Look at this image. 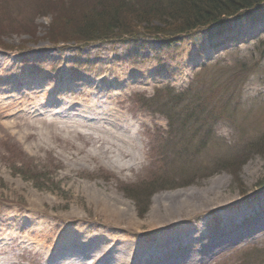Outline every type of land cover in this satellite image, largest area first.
<instances>
[{
    "label": "rangeland",
    "instance_id": "rangeland-1",
    "mask_svg": "<svg viewBox=\"0 0 264 264\" xmlns=\"http://www.w3.org/2000/svg\"><path fill=\"white\" fill-rule=\"evenodd\" d=\"M29 2H35L40 9ZM42 2L45 0H0V62L9 55L15 60L16 75L21 69L44 73L47 77L40 78L39 83L49 84H42V89L53 88L60 101L52 100L50 105L39 108L35 102L40 97L20 99L22 90L0 92V263L44 262L34 250H23L20 242L25 234L40 228L54 229V235H58L64 231V217L74 212L94 220L91 197L123 201L136 221L145 223L157 197L189 195L196 200L202 193L210 199L216 197L217 203H228L185 218L183 223L199 225L209 214L207 223L215 238H232L247 228L252 230L251 224L264 213V187L259 186L264 181V147L262 154L249 157L237 173L216 170L212 165L216 159L244 148L247 142L264 139V4L228 18L221 28L214 25L193 30L169 46L164 37L158 36L143 45L123 40L56 44L47 38L52 19L56 17V24L69 21L68 25L62 22L67 28L76 27L80 13L87 9L70 7L60 16L52 15L41 10ZM258 48L261 52L256 51L250 63L259 61L260 65L246 71L248 78L242 92L236 95L237 100L241 98L233 118L216 128L218 141L207 143L197 153L191 152V161L187 155L179 157L181 150L192 143L184 141L175 127L171 145H166L168 133H172L168 132V120L152 106L157 107L167 95L163 91L156 101L152 98L166 86L182 90L192 84L210 83ZM1 72H5L0 70L4 78ZM122 73L129 75L131 87H117L116 75ZM77 77H82L92 91L96 86L115 87L109 93L118 96L109 100L128 118L131 134L142 151L130 169L101 156L95 146L85 141L87 129L77 120L87 121L70 116L73 111L66 109L64 99L76 94L77 88L69 91V86L78 81ZM141 79L144 84L137 82ZM23 84L22 81L18 87ZM77 129L83 133L79 135ZM98 134L105 136L103 132ZM199 141L204 143V138ZM136 197L141 201L139 205ZM146 203L148 207L143 211ZM236 212L248 216L244 219L240 214L230 219ZM141 230L135 236L143 241L142 246L154 242L159 234L147 226ZM258 230L255 237L249 235L239 244L228 245L207 262L194 261L199 244L189 243L171 251L159 247L151 257L141 256L144 259L137 264H264V230ZM8 234L15 237L9 240ZM3 236L8 240L1 243ZM101 260L102 256L94 264ZM102 264L110 263L105 260Z\"/></svg>",
    "mask_w": 264,
    "mask_h": 264
},
{
    "label": "bare ground",
    "instance_id": "bare-ground-1",
    "mask_svg": "<svg viewBox=\"0 0 264 264\" xmlns=\"http://www.w3.org/2000/svg\"><path fill=\"white\" fill-rule=\"evenodd\" d=\"M13 61L15 60L9 55L1 59L0 70L5 73L1 72V76L4 75V78L0 77V92L11 93L13 90H22L20 99L40 97V100L37 98V101H34L35 105H39V108L50 105L49 101L52 100L60 102L55 97L53 88L42 89L41 85L48 83L45 81L39 83L40 78L47 77L44 73L40 75L21 69L20 73L16 75ZM128 76L123 73L116 75L118 88L131 87L132 80ZM83 80L82 77H77L75 80L77 82L69 86V91L77 89L75 90L76 94L72 93L64 99L66 109L73 111L70 113L71 117L75 116L87 121V123H83L76 119L83 128L87 129L83 134L87 143L95 146L104 158L117 160L123 163L122 168L130 169L135 162L139 161L142 151L137 146L135 136L131 134L132 125L128 123V118L109 100L112 96H118V94L109 93L115 87L100 89L96 86V91H92L88 85H84ZM22 81L24 82L23 86L18 87ZM137 82L144 84L142 79ZM28 89L29 91H27ZM102 105L108 106L105 109L102 108ZM98 131L105 134L104 138L99 134L96 135ZM76 133L80 135L83 132L77 129ZM201 194L199 193L200 197L196 200L195 197L189 195L157 197L154 201V209L145 223L136 221L134 214L123 201L91 197L89 203L94 207L96 216L93 218L94 220L84 219V215L77 212L70 213L62 220L64 231L60 234L54 235V229L44 231L40 228H33L31 232L25 234L24 240L20 244L23 245L24 251L30 248L39 254L40 258L44 260L40 264H94L95 260L101 256L102 260L99 264L105 260L110 264L115 262H117L115 264H137L144 257H151L153 251L159 247L171 251L178 249L181 245L198 243L199 246L194 250V261L207 262L228 245L239 244L246 240L247 236L254 235L258 228H261L258 231L264 230V213L256 217V221L251 224L252 230L247 228L235 233L232 238L230 236L215 238L209 230V223H207L209 214L205 215L199 225L191 226L190 222L183 223L185 218L212 211L216 206H224L228 203H217L216 197L210 199L209 196L205 197V194ZM240 214L244 216V219L248 216V213L236 212L233 217L230 216V219L236 215L241 216ZM180 221L181 223H178ZM173 224L175 227H171ZM144 226L150 227L159 234L154 242L144 243L142 246L141 242L143 241L135 234L142 232L141 229ZM7 236H10L9 240L15 237L13 234ZM3 239L1 243L8 240L6 237ZM0 252H3V243L0 245Z\"/></svg>",
    "mask_w": 264,
    "mask_h": 264
},
{
    "label": "trees",
    "instance_id": "trees-1",
    "mask_svg": "<svg viewBox=\"0 0 264 264\" xmlns=\"http://www.w3.org/2000/svg\"><path fill=\"white\" fill-rule=\"evenodd\" d=\"M29 4L40 9L35 2ZM42 4L41 10L59 16L65 8L87 9L80 13L81 20L76 27L67 28L63 25H68L69 21L56 24V17L52 19L47 38L56 44L123 40L126 44L143 45L149 38L158 36L164 37V43L170 46L198 28L214 25L221 28L228 18L242 11L256 10L264 0H45ZM89 7L91 10L88 11ZM256 51L261 52V49L251 51L248 58L238 60L227 68L229 71L215 76L210 83H196L182 90L166 86L152 98L156 101L161 92L166 93L167 99H160L157 107L153 104L152 108L166 116L168 132L176 127L182 139L192 143L181 150L179 157L187 155L191 161V152L197 153L207 143L218 141L216 128L220 122L227 123L233 118L241 98L237 100L236 95L242 92L248 78L246 71H253L260 65L259 61L255 65L250 63L254 61ZM168 135L166 145L169 146L173 132ZM202 137L204 143L203 140L197 142ZM263 145L264 139L247 142L244 148L216 159L212 166L216 170L237 173L249 157L262 154ZM259 186L264 187V181ZM137 202L138 205L141 203L139 199ZM147 207L148 203L141 209L144 211Z\"/></svg>",
    "mask_w": 264,
    "mask_h": 264
}]
</instances>
